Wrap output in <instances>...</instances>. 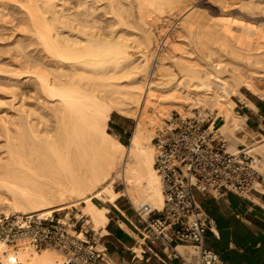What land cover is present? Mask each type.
<instances>
[{
	"label": "bare ground",
	"instance_id": "6f19581e",
	"mask_svg": "<svg viewBox=\"0 0 264 264\" xmlns=\"http://www.w3.org/2000/svg\"><path fill=\"white\" fill-rule=\"evenodd\" d=\"M67 1L0 0V12H6L8 3H18L17 24L24 25L18 36L1 46L13 59L0 60V64L8 60L5 68L12 66L0 67L7 73L0 80L13 81L9 82L14 86L22 75H30L35 92L44 100L24 102L23 97L14 108L16 114L0 117V214L46 217L80 201L75 217H85L103 236L110 207L120 196L154 210L163 206L149 130L163 108L184 113L185 104L202 115L204 106L213 108L222 120L217 132L230 151L237 142L247 141L245 135H236L245 126V116L235 110L233 99L254 108L241 87L264 98V89L255 84L257 78L264 79V25L235 19L233 30L215 26L203 30L200 21L186 12L176 24L177 40L158 56L157 79L143 82L152 59L145 48L155 40L146 20L177 12L181 0H134L128 6L122 0H78L72 8ZM218 2L264 14V0ZM97 10L108 17L107 22H99ZM127 12L133 13L127 14L133 25L128 23L139 31L117 33L116 25L125 23ZM100 23L106 27L102 32ZM112 108L135 118L127 145L108 130ZM249 146L264 155V137ZM118 180L123 191L114 190ZM132 249L140 254V246ZM176 249L184 250L180 245ZM10 251L0 242V264H8L4 252ZM16 255L21 264H61L59 254L50 249L35 252L21 244Z\"/></svg>",
	"mask_w": 264,
	"mask_h": 264
},
{
	"label": "built area",
	"instance_id": "2783aa9c",
	"mask_svg": "<svg viewBox=\"0 0 264 264\" xmlns=\"http://www.w3.org/2000/svg\"><path fill=\"white\" fill-rule=\"evenodd\" d=\"M175 22L158 33L150 47L152 59L146 81L154 79L158 56L166 46ZM239 111V109H237ZM216 119L192 109L174 112L162 119L154 129L151 143L153 168L160 177L163 206L154 210L147 203L130 207L141 225V257L131 249L129 260L111 259L99 243L100 235L81 218L37 214H0V242L11 251L4 252L8 264H21L16 255L19 245L35 252L50 249L59 254L61 264H224L218 255L205 246V232L214 220L202 209L196 192L221 198L228 193L248 197L252 192L264 194V158L250 146L238 143L235 150L217 132ZM221 120V118L219 117ZM71 221V222H69ZM82 237H78V235ZM184 250L179 252L177 246ZM143 255H146L143 257Z\"/></svg>",
	"mask_w": 264,
	"mask_h": 264
},
{
	"label": "crops",
	"instance_id": "0c3cea01",
	"mask_svg": "<svg viewBox=\"0 0 264 264\" xmlns=\"http://www.w3.org/2000/svg\"><path fill=\"white\" fill-rule=\"evenodd\" d=\"M258 87L262 90L264 84ZM246 97L254 108L240 102L238 113L245 116V127L254 134L253 138L264 137V98L253 94ZM114 124L125 133L123 125ZM195 197L206 215L214 220V226L205 232L207 248L214 251L224 264H264V194L252 192L248 197H239L228 193L214 198L196 192ZM108 217L107 234L100 237L101 243L111 259L127 261L132 247L140 242L137 240L140 239L141 225L131 207L121 198L110 207ZM120 222L125 226H120ZM135 264L147 263L137 260Z\"/></svg>",
	"mask_w": 264,
	"mask_h": 264
},
{
	"label": "rangeland",
	"instance_id": "374dc122",
	"mask_svg": "<svg viewBox=\"0 0 264 264\" xmlns=\"http://www.w3.org/2000/svg\"><path fill=\"white\" fill-rule=\"evenodd\" d=\"M122 1H123V3H126V5L134 2V0H122ZM127 1H129V2H127ZM67 2H68L67 5H69L68 8H72L79 1L78 0L77 1L76 0H70V1L68 0ZM67 5H65V6H67ZM6 6H7V8L5 7V10H6V12H7V14L9 16L6 14V12H0V60H4V59L12 60L13 59V58L12 59L10 58L11 57V53L9 51H5L4 50L5 48H2L1 46L4 47L8 42L12 41L13 38L16 35L18 36L21 33V31H22L21 29H23V27L21 28V26H24L21 23L17 24V22H18L17 20L20 18L19 16H21V12H20V15H19V11H21V10L17 7L18 3L12 2L10 4L8 3V5H6ZM130 6H132V5H130ZM130 6L128 7L129 9L131 8ZM129 9H128V11H129ZM177 9H178L177 12H174V13H171V14L169 13L170 15L166 14L167 16H160V17L152 16V18L146 20V22L148 23L146 28L149 26L148 29L150 30L152 37H156V35L158 33L164 32L166 27L169 25L170 22H175L177 24L178 20L186 12L188 13V15H192L197 21H200V23L202 25L199 22H198V24H200V27H202V29L203 28L206 29V27H210V26H213V27L215 26L218 29H221L223 31L233 30V28H235V23H234L235 19L236 20H241V21H247L248 23H253V24H256V25H264V14L261 13L262 14L261 15L259 13H254L255 14L254 15V14H252L253 12L251 13L250 10H248V12H246L247 10L244 11L243 8H242L243 10H241V8H240V10H241L240 11L236 7L234 8L232 6H223V5H221L220 2H218V0H181L180 6H178ZM97 11L95 12V17H97L98 20L100 19L101 21H104V19H105V22H107L106 20H108V17L106 15H104L101 10L98 11V12ZM249 11H250V13H249ZM127 14H130L129 16H131V14H133V13L132 12L131 13L127 12V13L124 14V16H126V17H124L123 21L126 24L124 23L123 25H119V26L117 24L116 25V29H115V26H113V25L112 26L115 29V31H117V30L120 31L121 30V31H124L126 35L127 34L129 35L132 32L139 31V29L134 30V28H132L131 25H133V24H132L131 21H129L132 18L130 17L131 19H129V16H127ZM250 14H252V15H250ZM256 14H258V15H256ZM195 15H196V17H195ZM100 20H99V22H100ZM19 22H20V20H19ZM111 22H113V24H114V20L111 21ZM128 22H131V25ZM176 24L173 26V30L171 31L170 37H169L170 39L166 40V45L167 46H165L163 48V50H167L169 45L174 43L177 40L178 33L175 30V28L177 27ZM208 24H209V26H207ZM100 25H101V23H100ZM103 25H105L104 22H103ZM103 25H101L102 27L100 26L101 30H99V31H101V32H102V28H103V30L106 28ZM19 28H20V30H19ZM24 29H25V27H24ZM1 33H2V35H1ZM117 33H119V32L117 31ZM26 35H29V34L27 33ZM9 36H11V37L13 36L11 38V40H9L10 39ZM8 37H9V39H8ZM152 43H153L152 41L149 42V44L147 45L145 50H147L149 52L150 51L149 49L152 46ZM2 49H3V51H2ZM131 51L135 52V48H132ZM6 52H8V53H6ZM4 53H6V54H4ZM1 54H4L5 56L1 55ZM7 54L10 55L9 58H7L8 57V56H6ZM7 61L6 60L3 61V64H0V67L1 68L2 67L5 68L6 64L4 65V63H6ZM8 67H12V66H8ZM8 67H6V68H8ZM6 74L7 73L0 72V76L1 77L2 76L5 77L4 75H6ZM22 76L19 78L17 83H13V84H16L19 87V89H18V87L16 85H14V86H16L18 91L14 90L16 88H13L14 86L10 85V82H13V81H10V80L7 81V82L10 81L9 82L10 86H9L8 83L6 82L7 79L6 80H2V79L0 80V117L1 118H3V116H7V114L8 115L9 114H14L15 113L14 108L18 107L19 103H21V101H22L21 98L23 99V97H24V99H23L24 102H27V101L28 102H31V101H33V102L37 101L38 102L39 101V103L40 102L42 103L44 101L43 99H41L42 97H40L41 96L40 93L39 92H37V93L35 92L36 89L34 87V82L32 81L33 79H29V77L31 78V76L30 75L27 76L29 80L26 79L27 77H25V75H22ZM154 79H157V78L155 77ZM143 80H145V81H143ZM143 80H142L143 82H146V77H145V79L143 78ZM255 84H256L257 87L259 85L264 84V79L257 78L255 80ZM8 86L12 87L13 89L9 88ZM20 87H21V90H20ZM258 88L260 89V87H258ZM13 90H14V92H12ZM239 90H240V92H242V93H244L246 95L249 94V95L252 96V94L249 93L243 87H241ZM28 92H30V93H28ZM29 94H31V95H29ZM26 95H28L27 98H26ZM37 98H39V99L37 100ZM34 99H35V101H34ZM18 100H20V102ZM233 100L236 101V103H237V106L235 107V110H237L238 107L240 106V102H238L236 98H234ZM16 104H18V105H16ZM204 108H205L204 112L206 114L211 115V118L216 117V113L217 112H216L215 109L212 108V110L210 111V109L207 106H204ZM192 109L198 110L196 107H190L188 109V107H186L185 104H183L181 106V110L184 113H188ZM150 110H152V109H149V111ZM110 111L111 112H110V120L108 121V130L115 138L120 140L124 145H127L128 142H129L130 136H131V132H132L133 126L135 124V118L133 116L124 115V114H122L121 112H119L118 110H116L114 108H112ZM174 112H179V111L173 109V107H171V106L167 110L164 109V108L161 110V113H159L156 116V118L158 117L157 118V121H158L157 124H156V119H155V121L153 122L152 126L149 128V130H151L150 133H152V136H153L155 127L162 122V119L164 117H167L170 113H174ZM1 118H0V122H1ZM116 122L118 124H120V125H123V129L126 130L125 133H123V132H121L120 130L117 129L116 125L114 124ZM221 123H222V120H220L219 117H218V119H216V127H218ZM236 135L240 136V137L245 135L246 138H247L246 142H237L236 145L238 143H243V144L249 146V145H251V143L255 142V140L259 139L258 137L253 138L254 134L249 132V130L245 126H243L240 130L236 131ZM251 138H253V139H251ZM1 144H2V140L0 139V146H1ZM227 147H229L228 143H227ZM0 150H1V148H0ZM252 152L256 153V154H259L262 158H264V155L259 153L257 150H252ZM113 186H114V190L123 191L124 185L121 182V180L116 181ZM119 198H121L123 200V202H125L126 205L130 207V202L127 199L126 196L122 195ZM93 201H94V203L96 205H99V206L102 205V203L96 198H93ZM80 206H81V202L77 201L74 204H70L65 211L54 212L52 215L54 217H58V218L63 219V220H67L68 218H70V220L74 221L75 218H76L75 217V213L79 211ZM66 214H67V218H66ZM82 220L85 222L86 218L82 217ZM69 222H71V221H69ZM86 228H88V229L91 228L92 229V225L87 222ZM98 235L99 234H97L96 237ZM100 239H99V243H101Z\"/></svg>",
	"mask_w": 264,
	"mask_h": 264
}]
</instances>
